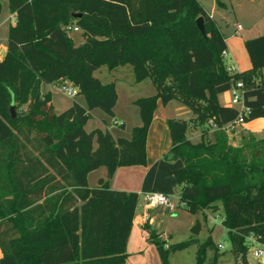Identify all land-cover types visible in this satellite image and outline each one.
I'll return each mask as SVG.
<instances>
[{"label":"trees","instance_id":"obj_1","mask_svg":"<svg viewBox=\"0 0 264 264\" xmlns=\"http://www.w3.org/2000/svg\"><path fill=\"white\" fill-rule=\"evenodd\" d=\"M8 5L15 23L0 59V264H126L136 209L147 192L177 194L193 214L221 201L234 264H249L250 239L264 245V136L243 133L235 144V130L224 126L237 119L238 108L220 104L219 94L242 81L244 121L264 118V34L244 42L250 68L231 71L226 36L200 0ZM200 16L205 36L196 24ZM68 26L83 31L81 44ZM125 65L136 83L149 79L156 89L133 102L141 123L129 135L115 136L108 127L87 131L94 110L113 117L118 102L116 84L102 83L94 72ZM61 79L78 92L70 107L57 112L42 86ZM159 100L182 102L191 119L167 120L172 145L147 170L141 193L111 188L118 167L146 164ZM189 123L201 129L200 141L188 137ZM102 167L105 176L90 186L89 175ZM146 230L162 264H170L169 251L191 245H197L195 264H220L223 253L211 238L200 242L192 234L165 248L157 230Z\"/></svg>","mask_w":264,"mask_h":264},{"label":"rangeland","instance_id":"obj_2","mask_svg":"<svg viewBox=\"0 0 264 264\" xmlns=\"http://www.w3.org/2000/svg\"><path fill=\"white\" fill-rule=\"evenodd\" d=\"M200 1L208 10H211V6L214 4V16L218 21L222 32L227 38V45L231 50L235 51V54H237L240 65L244 66V62L246 64L250 63L244 42L249 38L264 34V0H220L216 2L213 0ZM223 3H225V5H223ZM8 15V8H6L0 17V52L4 50L5 54L7 51L8 29L10 26V19L6 18ZM69 35L72 37L76 45H79L84 41L82 30H71L69 31ZM230 62V60L225 59L227 66ZM94 76L104 84L111 82L116 84L119 91V104L116 107V114L113 117L105 115L99 109L94 110L92 118L86 123V129L91 131L97 127L107 128L108 126H111L114 128L111 131H117L119 126L115 124V121L119 122L122 120L126 123L127 129L125 133L126 135H129L133 126L137 124L135 123L136 116L138 117V124L141 123L138 108L132 101L155 94V87L149 79H146L144 82L136 83L134 73L130 65H125L113 70H110L107 66H102L94 72ZM42 89L51 90L52 102L55 105L57 112L65 110L74 102L73 98L68 97L61 91H58L52 85H43ZM230 94L231 91L228 92V95ZM174 105L181 107L180 111L177 110V112H175L176 116L185 120L191 119L192 112L185 104L176 101L174 102ZM191 127V123H189L187 132L189 138L194 142L200 141L202 135L201 129H193ZM236 132L238 134L235 139L238 143L241 141L242 131L238 127ZM209 135L210 134L207 132V134L203 137L208 139L210 138ZM104 171L105 168L102 167L91 173L88 177L89 185L95 186L98 177L103 175ZM142 201L143 198L140 196V205L142 204ZM175 201L177 203V208L173 211L167 210V212L162 216L159 226H157V229L164 233L163 237H161L163 246L165 248L170 246L173 247L188 240L192 236L191 228L198 222L200 225V231L198 235L195 236L199 239V241L203 242L208 238H211L216 246L219 244L221 245L219 248V251L223 253L220 259L221 264H234L229 235L226 227L222 224L224 218V208L222 202H215L217 207L216 209L209 208L204 212L200 211L193 214L188 211L185 205H180L178 199H175ZM169 252L170 264H195L197 245H191L185 249H175ZM145 253L147 261H150L149 264L159 263L161 260L159 250L155 244ZM213 253V248H210L208 250V257H211ZM248 257L251 261L255 260L253 247H250ZM147 261L144 263L140 262L141 264H146ZM140 262H135V264H140Z\"/></svg>","mask_w":264,"mask_h":264},{"label":"crops","instance_id":"obj_3","mask_svg":"<svg viewBox=\"0 0 264 264\" xmlns=\"http://www.w3.org/2000/svg\"><path fill=\"white\" fill-rule=\"evenodd\" d=\"M2 3V12L5 11L6 8H8L9 15L6 17L7 19H10V24L15 23V15L10 12L8 0H0ZM214 2L220 1V0H213ZM201 2V1H200ZM202 3V2H201ZM202 5L205 7V5L202 3ZM225 5V3H223ZM7 6V7H6ZM205 9L209 12L210 16L216 20L214 14H215V6L214 4L211 6V10H208L206 7ZM0 15V17H1ZM1 19V18H0ZM224 19V17H223ZM5 21V19H4ZM3 22V21H2ZM218 23V21L216 20ZM219 25V23H218ZM219 28L221 30V27L219 25ZM222 31V30H221ZM227 43V38H226ZM227 53H228V60H230V64L227 67H233L235 71H243L251 66L250 63H243L244 66H241L239 63V58L237 54H235V51L231 50L229 46L227 45ZM5 56L4 50L0 52V59H2ZM249 62V61H248ZM145 81V80H144ZM142 81V82H144ZM118 90V89H117ZM43 92H51L50 89H42ZM231 91V90H229ZM223 92L219 94V102L223 106H229V107H235L232 102V92L230 95H228V92ZM180 102L178 100H172L168 102L167 104H163L160 100L157 102L154 116L152 119V122L150 124V128L147 135L146 140V164L145 165H133V166H120L117 168L114 177L111 181V188L116 190H123V191H134L141 193V187L143 178L147 172V170L153 165L154 162H156L159 158L163 157L164 154H166L171 145H172V139L170 130L167 125V120L169 118H180L179 116H176L175 112L180 111L181 107H178L174 105V102ZM134 102V100L132 101ZM53 103V102H52ZM182 103V102H181ZM119 104V91H118V102L116 107ZM54 105V104H53ZM55 110L57 111L55 105ZM116 110V108H115ZM184 110V109H183ZM135 112V111H134ZM116 114V113H115ZM136 116V114H135ZM183 119V118H181ZM138 125V117L136 116L135 120ZM116 125L123 124V129H118L117 131H112L115 136L117 135H126V123L122 120L119 122L115 121ZM240 128L242 131L241 135L243 133L251 132L253 134L258 135L259 137L264 136V118H258L249 122H244L243 124L237 125L235 127V133L232 134L234 137L233 142L235 144H238L235 139L237 136V128ZM109 130H113L114 128L111 126H108ZM193 129H196V127H191ZM86 129V125H85ZM101 129H105L101 127ZM87 130V129H86ZM88 131V130H87ZM239 131V130H238ZM211 132L209 131L208 134L211 137ZM201 134V133H200ZM189 137V136H188ZM95 172V171H94ZM93 173V172H92ZM104 174L99 177H104ZM142 196V195H141ZM143 198V196H142ZM168 209H164L161 207L156 208H146L144 205V200L142 201V204H138V207L136 209V216L134 218L133 226L129 235L126 251L128 253L126 264H135V262H146L147 258L145 257V252L154 246L152 243L149 234L146 230V226H149L151 229L158 230L157 232L160 234V237H163L164 233L159 229H157V226H159L160 221L162 219V216L167 212ZM263 253L259 257H255L254 261H251L248 257L249 264H264V245L262 246ZM2 255V251L0 250V257ZM140 262V264H141ZM150 262V261H149ZM147 261L146 264H149ZM155 264H162V261L160 260L159 263ZM221 264V261H220Z\"/></svg>","mask_w":264,"mask_h":264},{"label":"built area","instance_id":"obj_4","mask_svg":"<svg viewBox=\"0 0 264 264\" xmlns=\"http://www.w3.org/2000/svg\"><path fill=\"white\" fill-rule=\"evenodd\" d=\"M67 30L78 31L80 29L77 26H68ZM224 57L225 59L229 57L227 51L224 52ZM228 68L231 71L234 70L232 66ZM52 86L55 87L58 91H61L62 93H64L65 95L71 98H74L78 92L77 87H75L70 82L64 79H61L58 84ZM231 92H232L231 102L235 107L238 108V117L234 122L224 126V129L226 131H233L235 130V127L237 125L243 124L245 122L244 117L248 113V108L245 105V97H244L242 81H238L236 86H234L231 89ZM212 127H214L213 124ZM142 196L146 208L161 207L173 211L177 208V203L175 199L179 200L180 205H184V203L180 201L179 196L177 194H165L162 192H147V193H143ZM250 240H251V247H253L254 250V255L256 257H259L263 253V249H262L263 244L259 243L254 238H251ZM219 247H221L220 244Z\"/></svg>","mask_w":264,"mask_h":264},{"label":"water","instance_id":"obj_5","mask_svg":"<svg viewBox=\"0 0 264 264\" xmlns=\"http://www.w3.org/2000/svg\"><path fill=\"white\" fill-rule=\"evenodd\" d=\"M81 13H74V17H81ZM196 24H197V27L199 28V30L201 31V33L205 36L206 35V29H205V25H204V19L202 16L198 17L197 20H196ZM11 114L12 116H15V111H14V108L12 107L11 109ZM200 231V225L199 223L197 222L192 228H191V233L193 235H198Z\"/></svg>","mask_w":264,"mask_h":264}]
</instances>
